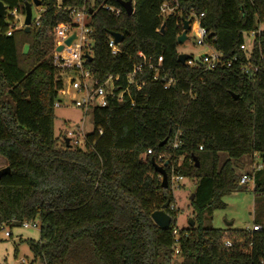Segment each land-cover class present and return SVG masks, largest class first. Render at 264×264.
<instances>
[{"label": "trees", "instance_id": "1", "mask_svg": "<svg viewBox=\"0 0 264 264\" xmlns=\"http://www.w3.org/2000/svg\"><path fill=\"white\" fill-rule=\"evenodd\" d=\"M33 1L0 0L22 15ZM37 1L47 9L39 28L9 37L10 16L0 18V157L11 169L0 181V224L12 229L24 221L40 222V242L28 244L43 264H171L174 170L173 175L196 182L195 227L179 231L180 262L175 264H262L264 226L250 234L206 227L205 221L225 208V196L244 188L234 161L249 158L253 164L258 157L262 169L255 173L254 193L256 199L264 197V75L249 80L237 66L205 72L182 65L177 41L188 16H202L209 42L226 59L244 58L240 47L246 35L260 32L256 53L259 45L264 49L259 30L264 0H179L167 17L160 10L169 0H134L131 17L119 1L132 0H94L93 58L85 66L98 84L110 75L124 82L140 62L139 53L154 61L163 57L165 73L177 83L164 90L152 81L153 71L139 76L145 85L139 91L132 87L135 105L112 100L107 108L95 109L94 130L82 148L67 147L54 131L65 70L52 63L51 31L71 17L55 7V0ZM63 5L82 7L84 0ZM102 6L121 13L116 17ZM114 34L125 36L117 56L109 48ZM177 131L182 146L173 150ZM148 151L152 154L144 159ZM166 163L164 190L157 167ZM168 202L172 224L164 231L151 216ZM225 239L235 248L223 249Z\"/></svg>", "mask_w": 264, "mask_h": 264}, {"label": "built area", "instance_id": "2", "mask_svg": "<svg viewBox=\"0 0 264 264\" xmlns=\"http://www.w3.org/2000/svg\"><path fill=\"white\" fill-rule=\"evenodd\" d=\"M63 2L64 0H55V7L61 11H68L71 20L69 23L57 24L51 31L53 40L52 63L54 66L65 70L63 76V89L59 91L60 99L69 101L70 106L80 109L88 115L89 113L92 114L95 109L107 108L112 100L123 103L125 100H128L131 105L134 106L135 101L132 97L131 89L135 87L137 91L141 90L145 83H139L138 77L144 75L147 71H153L155 73L152 81L160 83L164 90H170L176 85L177 80L173 77H169L165 73L163 57H159L157 61H154L153 58L147 57L143 53L138 54L140 62L126 75L124 82L120 76L110 75L103 83L98 84L92 72L85 66V63L88 61L86 56L93 58V30L90 26L93 13L90 14V10L94 12V0H84V6L82 7H65ZM132 5L135 11L134 0H132ZM170 5H174V8ZM102 8L116 17L121 13L120 10L109 6H102ZM178 8L179 0H169V2H166L161 7V16L167 17L172 15ZM46 10L47 9L44 8L39 17H32L31 28L40 27L42 16ZM7 16H10L11 20V27L7 34L9 37L12 36L14 31L25 29V13L22 15L19 8H15L10 13L8 11ZM201 17L202 16L196 17L192 15L188 16L187 19V21L190 22V33L194 35L196 46L203 50V53L197 56L198 63L194 59L195 57L192 56V58L186 62L187 66L202 69L205 72H215L237 66L240 68L241 73L249 80H255L259 76L264 75V49L259 45L257 52L255 53L254 51L257 35H259L260 32H253L246 35L244 43L240 47V51L245 54L244 58L235 57L229 60L226 59L221 52L215 50L209 42L210 33L202 26ZM73 35H76V39L70 46H67V40ZM247 37L253 38V42L250 45L246 43ZM119 45L120 44H117L113 37L110 39L109 48L111 55L117 56L121 52ZM59 47H63L61 52L57 51ZM63 106L65 105L61 100L55 103V108ZM99 134H103L102 130H99ZM181 136L182 133L180 131L174 134L170 142L171 149L177 150L182 146ZM80 137H82V139H80ZM66 139H69L70 144L73 146L82 148L86 141V135L83 133L76 134L68 132L64 141ZM151 154L152 151H148L143 158L146 159ZM165 158L166 156L164 155L159 157L162 161ZM261 169L262 166L258 164L255 165L251 174L242 175L239 181L240 187H247L250 183L255 186V173ZM173 173L174 170H172V177L170 180L172 189L174 181L179 182L184 179L183 177L173 175ZM172 210L177 212L174 205L172 206ZM20 227L41 230V224L38 221H24L21 223ZM246 231L250 234L257 233L262 231V226L254 224L252 228L246 229ZM0 233H4L5 238L12 237L11 228L7 224H0ZM173 235L175 237V244L172 248L174 255L171 264H175L176 260L180 262V249L178 246L179 231L175 230ZM243 246L244 243L239 247L242 248ZM222 247L229 251L235 248V244L232 239H225L222 241ZM35 260V262L40 261L39 259ZM35 262L32 264H36ZM22 264H25V262L23 261ZM40 264L43 263L40 261ZM262 264H264V262Z\"/></svg>", "mask_w": 264, "mask_h": 264}, {"label": "rangeland", "instance_id": "3", "mask_svg": "<svg viewBox=\"0 0 264 264\" xmlns=\"http://www.w3.org/2000/svg\"><path fill=\"white\" fill-rule=\"evenodd\" d=\"M44 6L33 7V16L37 18L44 10ZM11 11H9L10 13ZM8 23L11 21L8 20ZM259 30L264 32V21L259 25ZM253 38L247 37L246 43L251 44ZM178 52L180 55H189L197 57L203 53V50L198 48L195 43V38L192 33H189L188 40L179 46ZM53 55V51L51 52ZM63 101L65 106L55 108V136L58 139L64 140L68 132L84 135H89L93 132L92 114H85L82 110L70 106L69 101ZM81 128V130H80ZM82 139V137H80ZM222 158L227 160L228 156L222 154ZM0 157V171L7 167L6 162ZM260 160L255 159L254 163L250 162L249 158H242L234 161L236 172L238 175L251 173L255 165H258ZM162 166V165H160ZM162 184V177H160ZM169 185V180H168ZM172 186V185H170ZM196 182L192 179L184 178L183 180L173 182L174 203L177 212L176 230L181 231L189 227L190 220L195 222V208L192 201L195 200ZM240 186V185H239ZM254 185L250 183L247 187L239 189L230 195L225 196L222 202L225 208L212 212L207 216L206 227L225 230L231 228L234 231L246 230L252 228L255 221L264 226V197L257 198L254 193ZM194 199L191 201V196ZM231 226H228L231 224ZM12 237L5 238L4 233H0V264H32L35 262V255L30 250L28 242H40V229H25L16 227L11 229ZM178 260H176L177 262ZM40 264V261L35 262Z\"/></svg>", "mask_w": 264, "mask_h": 264}, {"label": "water", "instance_id": "4", "mask_svg": "<svg viewBox=\"0 0 264 264\" xmlns=\"http://www.w3.org/2000/svg\"><path fill=\"white\" fill-rule=\"evenodd\" d=\"M119 4L124 9V11L126 12L128 17L133 16L134 7L132 5V1H128V2L119 1ZM40 6H41V3L38 2L37 0H34L32 3H26L25 4V6H24V8H25V22H24L25 32L28 33L31 31L33 7H40ZM7 12H8V8L2 2H0V18L6 19L7 18ZM92 13H93V11L90 10V14H92ZM163 31H164V27H162V29H161V32H163ZM189 33H190V22L185 21L184 26H183V33H182V35L179 36L178 41H177L179 46L184 44L188 40ZM112 37L117 44H122L124 39H125V36L121 35V34H114ZM75 39H76V35H73L70 39L67 40L66 45L70 46ZM62 50H63V47H59L57 49L58 52H61ZM191 58H192V56H189V55H179L178 61L182 65H186V62L188 60H190ZM86 59L88 60V62L92 61V58L89 56H86ZM194 59L198 63V57H195ZM236 99H238V97H236ZM167 142H168V140H165L162 143V146L167 144ZM65 143H66L67 147H70V140L69 139H66ZM168 164L169 163H166L163 167H159V166L157 167V172L162 177V188L164 190L168 189V180L169 179H168V174L166 172V167L168 166ZM10 172H11V169L9 167L2 169L0 171V181L3 177L9 175ZM193 199H194V195L191 196V201ZM168 207H169V202L167 204H165L161 210L154 212L151 216L155 225L164 231H168L171 227V224H172V217L167 213ZM231 225H232V223L229 224L228 226H231ZM194 227H195V222L193 220H190L189 228H194Z\"/></svg>", "mask_w": 264, "mask_h": 264}, {"label": "crops", "instance_id": "5", "mask_svg": "<svg viewBox=\"0 0 264 264\" xmlns=\"http://www.w3.org/2000/svg\"><path fill=\"white\" fill-rule=\"evenodd\" d=\"M257 158H258V157H257ZM257 158H256V159H257ZM2 161H4V159H2ZM4 162H5V161H4ZM0 168H2V167H0Z\"/></svg>", "mask_w": 264, "mask_h": 264}]
</instances>
